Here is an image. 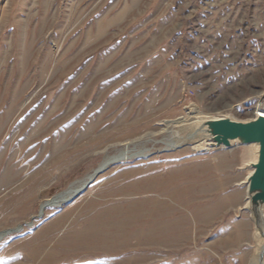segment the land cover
<instances>
[{
    "label": "rangeland",
    "instance_id": "374dc122",
    "mask_svg": "<svg viewBox=\"0 0 264 264\" xmlns=\"http://www.w3.org/2000/svg\"><path fill=\"white\" fill-rule=\"evenodd\" d=\"M256 109L264 0H0V264H249L246 145L168 142Z\"/></svg>",
    "mask_w": 264,
    "mask_h": 264
},
{
    "label": "bare ground",
    "instance_id": "6f19581e",
    "mask_svg": "<svg viewBox=\"0 0 264 264\" xmlns=\"http://www.w3.org/2000/svg\"><path fill=\"white\" fill-rule=\"evenodd\" d=\"M258 115H264V110L256 109L253 113V117ZM214 118L206 115H199L195 118V121L191 123H185L187 121L179 120V125H184L183 130H185V134L183 136H174V139L169 140L168 145L171 147H176L185 143L195 144L194 148L196 149H205L208 145H211L212 142H208L213 140V130L211 128V123ZM181 122V123H180ZM177 137V138H176ZM239 142H243V138H236L231 140V144H236ZM246 142V141H245ZM246 152H247V160L246 164H254L259 156V143L257 142H248L246 144ZM130 152V151H129ZM127 150H123L118 152L116 155L105 157L102 162L98 165L97 168H106L109 163L118 161L119 159L128 157ZM96 168V169H97ZM94 170L87 174L85 177L74 181L69 185V187L62 191L50 199L42 202V206H54L59 205L74 196L80 188L90 179L92 178ZM248 177L244 182L248 185ZM261 197L260 190H249L246 189V200L243 204V207H246L249 211V216L251 217L254 223V232H253V240L255 243V255L250 259L249 264H263L264 261V251H263V235L264 232V204L259 203V198ZM252 204H250V202ZM43 207V208H44ZM2 233H0L1 236ZM1 239V238H0ZM253 255V254H252Z\"/></svg>",
    "mask_w": 264,
    "mask_h": 264
},
{
    "label": "water",
    "instance_id": "95a60500",
    "mask_svg": "<svg viewBox=\"0 0 264 264\" xmlns=\"http://www.w3.org/2000/svg\"><path fill=\"white\" fill-rule=\"evenodd\" d=\"M211 128L213 130V140H211L214 146L220 147H230L231 140L236 138H243V142H239L236 144L246 145L248 142H257L259 143V156L257 161L252 164V170L247 175L248 177V185L247 188L249 190H260L261 197L259 198V203L264 204V115H258L254 118L247 120H238L228 117H218L214 118L211 123ZM246 141V142H245ZM235 144V143H234ZM105 168H97L94 170L92 178H90L83 186L78 190L75 194L77 195L80 191L86 188ZM246 183V182H245ZM70 197L68 200L72 199ZM64 202V203H65ZM253 201L250 202L252 204ZM43 207L40 206V210L38 212V216L43 213ZM246 208V207H243ZM247 209V208H246ZM32 222H28L30 225ZM19 228V227H18ZM16 228L15 230H17ZM14 231V230H8ZM8 231L1 232L0 238L7 233ZM263 235V244H264V232ZM264 251V246H263Z\"/></svg>",
    "mask_w": 264,
    "mask_h": 264
}]
</instances>
